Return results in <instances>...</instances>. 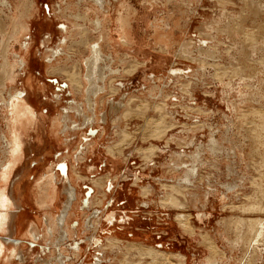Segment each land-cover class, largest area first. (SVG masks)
<instances>
[{"label":"rangeland","instance_id":"rangeland-1","mask_svg":"<svg viewBox=\"0 0 264 264\" xmlns=\"http://www.w3.org/2000/svg\"><path fill=\"white\" fill-rule=\"evenodd\" d=\"M2 1L0 40L10 29L6 17L10 12L1 5ZM35 1L38 15L29 23L35 41H31L27 53L28 65L24 67L27 72L17 71L14 86L29 92V81L25 86L28 75L47 84L45 93L38 94L39 110L46 116L52 110L70 109L67 122L69 126L77 123L79 132L69 135V142L64 146L60 140L50 138L48 117L30 133L38 140L25 138L24 162L16 167L18 172L14 169L5 181L12 206L6 210L5 230L0 232V243L5 247L0 254V264H43L48 259L56 264H88L94 263L96 258L102 260L101 264H107L112 258L116 264L124 258L137 262L139 258L133 247L126 248L125 253L117 248L105 249L109 254L105 257L100 250H95L97 243L92 239L97 237L102 245L108 244L105 238L113 230L121 232V247L122 243L136 242L155 249L182 252L186 264L192 261L200 264V253L211 256L219 264L223 260L238 264L244 250H248L252 223L257 217L264 219L261 208L264 203V166L261 165L264 148L259 145L257 134L261 128L256 113V109L264 105V97H261L264 94V0H106L104 10H108L109 17L103 28L106 36L103 53L95 61L91 75V85L105 84L108 90L98 98L97 109L99 114L105 113L106 119L88 124L84 123V118L91 115L89 101L93 95L76 93L71 88L69 76L53 71L57 65L49 71L45 59L56 56L60 59L56 64L67 67L77 61L82 74H87L85 62L91 53L83 47L85 44L72 46L68 39L64 26L70 25L73 17L66 19L56 15L58 6L63 7L65 0ZM69 10L80 15L87 10L89 18L95 15L92 6L83 2L71 4ZM119 12L129 23L126 28L130 33L125 44L119 38L116 22ZM77 20L81 24L85 22L81 17ZM157 30L168 31L169 37L164 41L166 50L161 49L162 43L154 40ZM75 32L73 39L77 37ZM98 33V30L88 29L85 36L93 41ZM65 38L64 52L72 54L68 61L64 54H53L62 47ZM15 44L12 50L17 53L19 45ZM110 44L115 48L113 60L108 56L112 51ZM252 45L258 47L254 52H251ZM69 46H72L70 50ZM124 56L127 62L116 61ZM137 60L140 64H136ZM217 64L222 67L219 78L215 75L214 65ZM245 64L248 67L242 69ZM232 67L242 71L243 80ZM109 68L117 72L112 73ZM7 84L3 95L15 89L12 83ZM109 84H114L119 91L113 95L109 93ZM248 94L252 100L246 101L244 98ZM55 95L59 102L52 105ZM0 124L3 128L4 123ZM82 137L91 141L88 149L81 153L82 159L67 160L79 196L78 212L69 220V227L76 232L62 239L58 236L60 228H54L51 239L60 238L57 245L47 243L40 236L36 240L14 235L15 217L22 209L25 211L23 232L35 221L39 228H46L42 209L28 196L23 202V193L50 167L59 169L56 163L63 162V156L78 153ZM78 176L82 178L77 179ZM60 177L55 218L60 216L67 201L63 192L67 181L64 176ZM94 179L100 187L94 185ZM166 191L183 207L167 206ZM205 192L209 196L206 205L202 207L200 202L193 205L194 197L188 194ZM216 193L226 195L224 203H214ZM92 199L90 209L83 215L80 208H86ZM161 201L165 207L160 206ZM176 212L188 214L189 230L178 227L174 218ZM95 213L99 216L97 223L84 228V223L92 224L91 215ZM239 218L245 221L242 227ZM146 236H149L148 242L137 239ZM191 236L194 238L190 241ZM207 236L216 246L214 253L205 242ZM87 238H90V245ZM72 246H79L81 251L74 254ZM11 248L20 253L21 258L16 255L9 258ZM55 249H60L62 254L58 255ZM262 251L259 264H264Z\"/></svg>","mask_w":264,"mask_h":264},{"label":"bare ground","instance_id":"bare-ground-1","mask_svg":"<svg viewBox=\"0 0 264 264\" xmlns=\"http://www.w3.org/2000/svg\"><path fill=\"white\" fill-rule=\"evenodd\" d=\"M79 2H83L86 5L87 4L91 5L95 15L92 16L91 18H89L90 14L87 10H86V12L83 13V15H80L78 13H73V12H71L72 10H69L71 4H73V3L77 4ZM105 4H106V0H65L64 6L63 7L58 6V11L56 13L57 16L64 17L66 19L67 18L70 19L73 17V19L70 20V25L64 26V31L66 33H68V35H69L68 39L71 40L72 46L75 44H82V46H83L85 44V46H83V47H85L88 52L90 51L91 54H90V56H88L86 58V62H85L86 68L88 66L87 74H85V73L82 74V72L79 70V68L77 66V63H78L77 61L72 62L73 65H70L69 67H67L65 65H58L60 63L59 62L60 59L58 57L56 58L55 55L60 56L61 54H64L66 61H68L72 57V54H67L66 51L64 52V49H63V45L66 44L67 38H65L64 42L61 44L62 47L57 52L55 51L53 53L55 56L54 58H50L48 56L45 59L46 60L45 67L48 68L49 71L51 68L53 69L54 66L57 65L56 70H53V71H57L59 73L65 74V75L67 74V76H69L68 78L70 81L71 88L76 93H82V94H87V95L92 94L93 95L92 100L89 99L90 100L89 103H90V108H91L90 109L91 115H88L84 118L85 124L98 123L100 121L103 122L106 119V115L104 112L99 114L97 111L98 106H99L98 98H100L103 95V93L107 90L106 86H105V84H102L101 86H97V87H94L93 85H91V83L93 81L92 77H91V75L93 73L92 67L95 64V61L100 57L101 53H103V49H102L104 46L103 40L106 37L104 35L103 28L105 27V25H106L105 21L108 19L109 16H107L108 10H104ZM1 5L4 6L5 8H7L8 12H10V14L6 16L8 19V22H10V24H9L10 29L6 32L5 35L2 34V37L0 40V48H1V52H0V57H1V61H0V79H1V81H0V123H4L3 128H1V124H0V182L3 183L2 185L0 184V232L2 233L5 230V222H6V218L8 215L6 210L12 206L11 201L9 200L7 193L5 191V189H6L5 181L11 176L14 169H16V167L20 163L24 162L25 138L26 137H32V139L38 140L37 136H35V134H34V136H32V135H30V133L32 131H36L39 122L41 120H45L46 118L47 119L50 118L49 128L47 130L48 134L50 135V138H52L54 141L60 140L62 145H64V146H66L69 142L68 136L71 134H77L79 132V130L77 127L78 126L77 123L76 124L74 123L71 126H69V124L67 122V120L71 116V113H70L71 110L70 109L64 108L61 111H56V112H53L54 110L51 109L52 111L48 112V114L46 116H44L42 114V112L39 110L38 103L40 101V98H39L38 94L39 93H45L46 89L48 88L47 84L39 82L35 78L33 79L30 77V75H28L27 76L28 78H26V80H25V86L27 85V81H29L30 84H28L27 86H30L31 90L29 92H27L24 88L23 89H16L15 88L14 82H15V79L18 77L17 71L24 70L25 72H27L24 69V67L28 65L27 53H29V46L32 44L31 41L33 43L35 41L34 34L32 33V35H31V32H30L31 26L29 23H31L32 19H34L36 17V15H38L37 14L38 8H37L35 0H3L1 2ZM100 11H101V14H100ZM78 17H81V19L85 20L84 24L77 22ZM116 22H117L118 29H119V38L121 39L122 43L125 44L127 42V39H128L129 33H130L128 31V29L126 28V26L129 23L127 22L126 17L124 18L122 16V13H120V12L116 16ZM7 27H5V30ZM88 29L90 31H92V30H98L99 31L95 40L90 41L85 36L86 30H88ZM74 30L76 31L75 33H77L76 39L72 38ZM26 35H28V36H26ZM106 35H107V38L109 39V37H110L109 33L106 32ZM166 36L169 37L167 30H163V31L157 30L155 33L154 40L157 41L159 44L162 43V45L160 47L163 50L167 49L166 48L167 45L164 43V41L167 40ZM16 42L19 45V47H18L19 52H17V53L12 50V47H15L14 44ZM90 42H92V43L90 44ZM110 45L112 46V51L108 56L111 58V60H113L112 55L115 54L114 53L115 48L113 47L112 44H110ZM72 46H69L68 50H70L72 48ZM263 47H264V41H263ZM257 48L258 47L256 45H252L251 52H254V50H256ZM259 49H262V47H259ZM262 50H264V49H262ZM73 54H75V53H73ZM126 59H127V57L124 56V57L117 58L116 61L117 62H127L128 60H126ZM63 62H65V61H63ZM56 63H58V64H56ZM81 63H80V65H81ZM137 63H139L138 60L136 61V64ZM90 67H91V69H90ZM214 67L216 70L215 75L219 78L220 69H222V67L219 66V64L214 65ZM247 67H248V64H245L242 67V69H245ZM231 70L234 73H238L241 80L244 79L241 76L242 71L238 67H234V68L232 67ZM109 71L112 73H116L117 69L111 70V68H109ZM218 80L221 81V79H218ZM7 83H10V84L12 83L14 86L13 89L14 88L15 89L7 91L6 95H3L2 93H4L5 86L8 85ZM86 83H88L87 86H86ZM108 89H109V93H111L112 95L116 94L119 91V88L116 87L114 84H109ZM107 92H108V90H107ZM43 95H45V94H43ZM261 97H264V94L261 95ZM244 100H246V101L252 100L250 94H248V97L244 98ZM52 102H53L52 105L54 103L57 104L59 102L58 96L55 95ZM70 108H72V110L75 109V107L73 105ZM112 109H113V105L111 103V110ZM256 113H257V119H258L259 127L261 128V130H259L260 131L259 135L257 134L258 139L260 141L259 145H261L264 148V105H260L256 109ZM113 117H114V114H113ZM82 126H84V124H82ZM102 129H104V125H102ZM90 143H91V141L89 139H87L86 137H82V140H80V147L81 148H80V151L78 153H75L74 155L63 156V158H64L63 162L61 161V163H56V165L59 167V171L54 170L53 167H50L47 170V172L44 173V176L40 177L38 182H35L34 185H32L31 189L27 188L25 193H23V198H22L23 202L25 201V198L28 196L34 200V202L38 205V207L40 209H42V213H44V217H45L44 220H45L46 228H44L45 226L39 228L38 223H36V221H35L34 224L31 227H29V229L27 231L23 232V229L25 228L24 224H23L24 220H25L23 218L25 211L22 209L21 211L18 212V214L15 217L14 235H22L25 237H32L36 240L39 239V236H40L42 240L48 241L47 243H54L55 245H57L60 238L58 239L55 237L54 239H51L54 228H57V227L60 228L61 231H60V234L58 236L59 237L62 236V239H66L67 237H71L73 235V233L76 232L75 229H72L69 227V225H70L69 220H70L71 216L76 215L75 212H78L77 206H79V196L76 192L77 190L74 186V178H73L72 174L70 173L71 170H69V168H68L67 160H68V158L69 159L74 158L75 160H77L80 157L82 159L81 153L84 152L83 151L84 149L85 150L88 149V146L90 145ZM151 148H153V147H151ZM261 165L264 166V154H263V161H262ZM16 170L18 172V169H16ZM33 171H35V170H33ZM252 174H254V173H252ZM60 176H64L65 180L67 181V186L64 187V191H63L64 194L67 195V201L65 202L63 211L61 212L60 216L55 218L54 217V212H55V208H56L55 202H56L57 197H58L57 182L60 178H62ZM79 178H82V177L78 176L77 179H79ZM26 183H27V181H26ZM93 183L96 187L101 186V185H99L97 179H94ZM22 189H23V187H22ZM146 192H148V189H147V191H144V194H146ZM165 194L168 196V197H166V200H167L166 202L168 203L167 206L172 205L173 207H176L177 209L183 207L182 204H178L176 202L177 200H176L175 196L173 197V195H169L167 191L165 192ZM207 194H208L207 192L199 193V194L198 193H190V194H188V196L194 197L193 200L191 199L194 203L193 205H195L197 202H200L202 207H204L206 205L208 197H209ZM250 195H252V194H250ZM228 196H229V194H228ZM226 198L227 197L224 193L222 195L221 194L219 195V193H216L213 195L214 203H217V202L218 203H220V202L224 203ZM59 199H60V197H59ZM93 200L94 199H92V201H89V203H88L89 205L86 208H80V210L83 209L82 210L83 215L86 214V212H87L86 210L90 209V206L93 203ZM214 203H212V205ZM251 203H252V201H251ZM160 206L165 207L166 204L162 203V201H161ZM209 206H211V205L209 204ZM253 208H255V207H253ZM261 208L264 209V203L262 204ZM224 211H226V210H224ZM180 212H176V214L174 216V218L176 219V222L178 224V227L180 229L183 228L184 230H189V228H191V225H190L191 222L189 223L188 214H184V213H180ZM91 216L93 218V222L91 225L88 222H86V223L82 222V223H84V228H86V229H88L90 226H93L95 223H97V219L99 216L98 215L96 216V213L94 215H91ZM87 217L90 218L89 216H87ZM239 223L242 227L244 225L245 221L242 218H239ZM26 225H27V223H26ZM239 231L241 232V229H239ZM146 233H148V232H146ZM251 233H252V236L249 237V242H248V245L246 246V248H248V250H244L245 252H244L243 256L241 257L240 261L239 262L237 261L238 264H259V259L261 258V255L263 252L262 249L264 250V219L257 217L254 220V222L251 225ZM120 234H121V232H118L116 230L109 232V234H107V236L105 238L106 242L108 244H105V245H102V242L97 237H96L97 239L93 238L92 242L97 243L95 250H97V249L100 250L102 256L105 257V255L108 254V253H106L105 249H107V250L110 249L112 251L113 249L117 248L118 251L124 250L123 252L125 253L126 248L128 249V247H133V249L136 250L137 256L139 258L137 260V262H134L133 260H128L127 258H124L120 261V264H186V256L184 254H182V252L181 253L180 252H173L171 250H166V248L165 249H155V248H153V246L152 247L151 246H145L143 244H137L136 242H133V243L129 242L127 244L122 243L123 246L121 247V246H119L121 243V240L119 238ZM138 234H140V233H137L136 235H138ZM193 236L189 237V239L192 238ZM227 237H228V239H230L229 236H227ZM137 239L138 240L142 239V241L148 242L149 236H146L145 238L144 237H141V238L137 237ZM87 240H88V244L90 245V238H87ZM185 240H187V239H185ZM190 241H191V239H190ZM205 242L207 243L208 248L211 252H213V253L216 252V250H217L216 246L214 245L213 241H211V239L208 236L205 238ZM216 245H217V242H216ZM261 247H263V248H261ZM4 249H5V247H3V245L0 243V254L3 253ZM72 249H73L74 254L79 253L81 251V248L79 246H72ZM222 249H224V248H222ZM20 250H19V252H21ZM55 250L58 251V255L62 254L61 253L62 251L60 249H55ZM53 251H51V253H50L51 255L53 254ZM14 255L21 258V256H19L20 253H18V252L16 253V250L14 248H11L8 256H9V258H11ZM199 255H200V264H219L216 260L212 259L211 256H208V255L204 256V254H202V253H200ZM231 255H232V253H231ZM235 256H236V254H235ZM52 257H53V255H52ZM52 257H51V259H52ZM143 258H147L148 260L143 261ZM11 259H10V261H13ZM101 261L102 260L100 258H96L94 263L92 262V263H88V264H101ZM103 262H104V258H103ZM233 262H235V261H233ZM194 263L195 262L192 261L191 264H194ZM43 264H56V263H51V262H49V259H48V261L44 262ZM58 264H63V263L60 262ZM107 264H116V263L114 262V259L112 258V260H108ZM222 264H229V262L227 260H223Z\"/></svg>","mask_w":264,"mask_h":264},{"label":"crops","instance_id":"crops-1","mask_svg":"<svg viewBox=\"0 0 264 264\" xmlns=\"http://www.w3.org/2000/svg\"><path fill=\"white\" fill-rule=\"evenodd\" d=\"M59 171V169H57Z\"/></svg>","mask_w":264,"mask_h":264}]
</instances>
